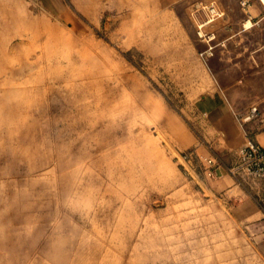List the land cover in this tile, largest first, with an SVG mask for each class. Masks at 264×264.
Listing matches in <instances>:
<instances>
[{
  "label": "rangeland",
  "instance_id": "374dc122",
  "mask_svg": "<svg viewBox=\"0 0 264 264\" xmlns=\"http://www.w3.org/2000/svg\"><path fill=\"white\" fill-rule=\"evenodd\" d=\"M242 2L69 7L0 42V264H264L196 151L219 101L264 126V10L247 28Z\"/></svg>",
  "mask_w": 264,
  "mask_h": 264
},
{
  "label": "crops",
  "instance_id": "0c3cea01",
  "mask_svg": "<svg viewBox=\"0 0 264 264\" xmlns=\"http://www.w3.org/2000/svg\"><path fill=\"white\" fill-rule=\"evenodd\" d=\"M180 1L186 0H171L170 3L166 0H90L89 2L87 0H0V42L14 38L15 31L20 32L23 23L52 22L55 15L61 20L64 19L69 7L105 5L113 6V9L144 8L172 5ZM242 4L244 10L250 14L251 22L255 17L254 11L264 10V0H243ZM219 102L220 112L213 111L210 114L213 136L209 138V141L213 140L216 144L207 145L202 149L197 148L196 151L204 158L214 156L220 161L221 165L211 181L214 190L221 194L227 204L233 206L239 222L244 225L253 224V227L262 233L261 241L264 247V208L257 204L253 198V192L239 185L228 172V168L236 161L238 151L246 143L247 136L230 114L226 103ZM263 127L250 124L248 129L251 131V136L264 146ZM194 143L191 140L189 146ZM254 189L255 192L264 196V182L255 186Z\"/></svg>",
  "mask_w": 264,
  "mask_h": 264
},
{
  "label": "built area",
  "instance_id": "2783aa9c",
  "mask_svg": "<svg viewBox=\"0 0 264 264\" xmlns=\"http://www.w3.org/2000/svg\"><path fill=\"white\" fill-rule=\"evenodd\" d=\"M206 9L210 14L209 19L205 22L206 24L212 22L216 17H222L224 14L220 12L215 3L206 5ZM258 116L259 110L257 107H254L243 120H239L247 136V140L244 146L238 151L235 163L228 168L229 174L235 179L247 178L252 182L253 186H257L264 182V146L244 129V124L256 119ZM207 162L210 168V175L213 170H216L221 165L219 160L215 159V157L209 158ZM258 193L259 192L256 194L258 204L264 208V196Z\"/></svg>",
  "mask_w": 264,
  "mask_h": 264
},
{
  "label": "bare ground",
  "instance_id": "6f19581e",
  "mask_svg": "<svg viewBox=\"0 0 264 264\" xmlns=\"http://www.w3.org/2000/svg\"><path fill=\"white\" fill-rule=\"evenodd\" d=\"M253 26V23L251 21H249L248 23H246V27L247 28H251Z\"/></svg>",
  "mask_w": 264,
  "mask_h": 264
}]
</instances>
